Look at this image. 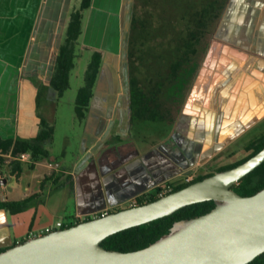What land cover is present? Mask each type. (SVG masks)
I'll return each instance as SVG.
<instances>
[{"label":"crops","instance_id":"1","mask_svg":"<svg viewBox=\"0 0 264 264\" xmlns=\"http://www.w3.org/2000/svg\"><path fill=\"white\" fill-rule=\"evenodd\" d=\"M133 1L93 0L85 10L82 44L89 48L81 55L98 49L103 58L89 109L82 120L76 115L83 126L77 153L63 150L59 159L52 142L47 170L26 190L19 189L25 173L41 159L29 169L21 164L18 175L5 159L11 172L0 183V201L32 200L21 212L0 209V248L57 221L80 222L136 205L137 197L184 170L235 163L264 134V0H229L176 120L152 132L131 122L127 44ZM80 3L0 0L1 139L35 137L42 117L55 128L51 79L70 14ZM46 175L52 177L43 182Z\"/></svg>","mask_w":264,"mask_h":264},{"label":"trees","instance_id":"2","mask_svg":"<svg viewBox=\"0 0 264 264\" xmlns=\"http://www.w3.org/2000/svg\"><path fill=\"white\" fill-rule=\"evenodd\" d=\"M92 2L93 0H81L80 6L75 7L70 14L51 79L56 100L70 88L71 71L75 68L77 57L81 56V49L89 48L82 44L83 18L85 10L91 7ZM228 2L229 0L133 1L127 44L133 126L145 121L168 125L176 120ZM143 7L146 9L140 11ZM152 9L159 12L154 14ZM102 58L103 52L95 49L85 71V83L78 90L75 111L80 120L85 117L89 109ZM54 132L53 120L49 121L42 117L39 132L35 137L17 139L15 142L0 138V183L3 178L2 167L6 159L4 154L9 151L13 155L30 152L32 161L48 158L50 156L48 146L53 142ZM263 147L264 134L248 145L252 151L243 159L221 166L215 171L197 175L189 182L159 185L153 191L137 197L136 205L157 199L162 196L159 193L165 189L170 188L164 193L167 194L218 170L236 166ZM12 162V171L18 172L17 175L20 174L21 162L18 160ZM51 177L52 175H46L43 182ZM233 188L241 195H251L264 188V162L234 184ZM31 200L32 196L21 200H3L0 201V209L12 213L21 212ZM214 206V200L187 205L170 215L114 233L104 239L102 245L108 249L122 251L145 247L169 232L175 221L206 213ZM4 249L6 248H0V252ZM247 264H264V252Z\"/></svg>","mask_w":264,"mask_h":264},{"label":"water","instance_id":"3","mask_svg":"<svg viewBox=\"0 0 264 264\" xmlns=\"http://www.w3.org/2000/svg\"><path fill=\"white\" fill-rule=\"evenodd\" d=\"M263 162L264 147L155 200L27 238L1 251L0 264H247L264 252V188L241 195L233 185ZM205 200L215 206L175 221L145 247L122 251L102 245L114 233Z\"/></svg>","mask_w":264,"mask_h":264},{"label":"rangeland","instance_id":"4","mask_svg":"<svg viewBox=\"0 0 264 264\" xmlns=\"http://www.w3.org/2000/svg\"><path fill=\"white\" fill-rule=\"evenodd\" d=\"M146 9L143 7L140 9V11H144ZM153 13L157 14L159 12L158 10L155 11L154 9ZM87 15V14H86ZM90 52H85L80 57H77L76 59V65L75 68L71 71L70 75V88L65 91L63 96H61L58 100H56V111L54 113V119H55V134L53 139V147L52 153L55 154V156L59 159L63 158L62 151L68 150L69 155L72 153H77L78 145H79V135L82 132V125H80V122L78 121V118L76 117L75 112V105H76V98L78 95L79 88L84 85L85 83V71L87 68V65L89 63L90 58ZM169 127V124L164 123H157L153 121H145L139 125H137V130H144L146 132L154 131V129H167ZM31 162V161H30ZM29 161H21V164L24 166L25 169L32 168L30 166ZM6 164V161L3 163L2 167V175L3 177H9L10 176V170L4 168ZM13 164V162H11ZM45 164H48V158H43L40 160V164H38L34 171H29L28 173H25L24 181L21 185V190H26L27 182H30V184H36L38 181V178L43 176L44 172L47 170L45 167ZM221 164L218 162H214L210 165L203 166V168H190L188 170H184L179 174V177L175 180H171L170 183L178 184L181 182H184L185 177L189 175H201L208 172L213 171L214 169L220 167ZM16 179L12 178L10 186H14L15 190V184ZM56 189H54L55 191ZM54 198V197H53ZM63 218V217H62ZM67 222H71V219H66Z\"/></svg>","mask_w":264,"mask_h":264},{"label":"built area","instance_id":"5","mask_svg":"<svg viewBox=\"0 0 264 264\" xmlns=\"http://www.w3.org/2000/svg\"><path fill=\"white\" fill-rule=\"evenodd\" d=\"M6 159L8 162H12L13 160H18V161H32V158H31V154L30 152H20L16 155H13L12 153H9V154H6ZM49 166H51V168H57L59 167V164L58 163H53V162H50L49 163ZM196 176L193 174V175H189L187 177H185V180L184 182H189V181H192ZM169 189H165L163 191H161L159 194L160 195H163L164 193H166ZM110 212L109 209H106L100 213H95L92 215L91 218L93 217H98V216H103V215H106ZM79 221H71V222H63V221H57L54 225H49V226H46L44 227L40 233H37V232H31L29 235H28V238L30 237H34V236H38V235H43L45 233H49L55 229H59V228H63V227H66V226H69L70 224H75V223H78Z\"/></svg>","mask_w":264,"mask_h":264}]
</instances>
